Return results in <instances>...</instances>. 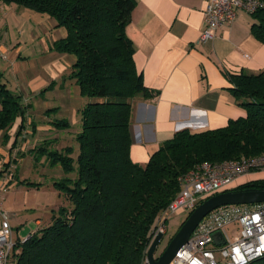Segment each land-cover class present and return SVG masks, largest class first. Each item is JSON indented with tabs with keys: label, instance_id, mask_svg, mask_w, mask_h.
I'll return each instance as SVG.
<instances>
[{
	"label": "trees",
	"instance_id": "1",
	"mask_svg": "<svg viewBox=\"0 0 264 264\" xmlns=\"http://www.w3.org/2000/svg\"><path fill=\"white\" fill-rule=\"evenodd\" d=\"M0 1L47 14L66 29V36L55 40L52 49L75 55L68 77L89 98L80 110L76 156L73 145L55 147L56 137L45 138L29 150L35 165L47 162L62 168L65 176L53 185L67 204L60 206L50 224L16 240L15 264H145L158 216L180 191L184 173L204 161L264 152L263 70L229 75L231 90L246 116L221 128L180 130L146 164L134 162L132 99L152 93L137 69L135 48L126 32L137 0ZM252 15L251 31L264 44V6ZM0 103V131H7L26 107L21 95L1 80ZM52 110L56 108L47 112ZM51 125L58 130L72 126L68 118H55ZM18 162L14 157L2 164L0 182ZM75 171L77 175L69 176ZM12 175L18 186L42 185L20 179L18 172ZM250 186L264 187V179L235 188ZM249 264H264V256Z\"/></svg>",
	"mask_w": 264,
	"mask_h": 264
},
{
	"label": "crops",
	"instance_id": "2",
	"mask_svg": "<svg viewBox=\"0 0 264 264\" xmlns=\"http://www.w3.org/2000/svg\"><path fill=\"white\" fill-rule=\"evenodd\" d=\"M206 2L137 0L126 32L135 48L137 69L152 93L132 99L130 154L136 163L146 164L180 130L221 128L247 114L231 90L229 75L263 71L264 44L252 33L254 17L244 9L239 10L235 21L220 27L214 39L200 42ZM20 7L0 1V80L21 95L26 107L24 115L18 116L7 131H0V155H11L15 148L25 153L20 159H26V172L30 164L35 166L34 158L30 149L24 150L26 143L20 142L56 129L51 125L54 115L65 118L78 92L73 79L64 75L75 55L52 49L55 40L66 36V29L51 16L42 24L31 23ZM68 82L74 86L67 89ZM56 100H60L59 105ZM24 120L26 126L22 128ZM15 141L17 146L12 148ZM6 160L8 157L0 161V167ZM14 166L20 179H28L27 175L21 178L24 172ZM244 178L237 179L234 188Z\"/></svg>",
	"mask_w": 264,
	"mask_h": 264
},
{
	"label": "built area",
	"instance_id": "3",
	"mask_svg": "<svg viewBox=\"0 0 264 264\" xmlns=\"http://www.w3.org/2000/svg\"><path fill=\"white\" fill-rule=\"evenodd\" d=\"M263 6V0H207L205 26L199 41L214 39L220 27L237 19L240 9L253 14ZM260 172L264 173V152L239 159L196 164L182 175L180 191L159 214L151 243L159 233L165 235L171 215L193 211L208 197L234 188L240 177H245L242 184L264 179ZM253 174H257L255 179L251 177ZM217 232L221 233L219 240L215 239ZM15 244L9 213L0 205V264H15ZM263 256L264 202L228 204L202 218L169 264H249Z\"/></svg>",
	"mask_w": 264,
	"mask_h": 264
},
{
	"label": "rangeland",
	"instance_id": "4",
	"mask_svg": "<svg viewBox=\"0 0 264 264\" xmlns=\"http://www.w3.org/2000/svg\"><path fill=\"white\" fill-rule=\"evenodd\" d=\"M5 5L19 7L17 4ZM20 10L24 11V17H30L29 19H31V23L42 24L44 19L50 17L47 14H42L29 8L20 7ZM52 35L54 36L55 34L53 33ZM70 71L71 67L66 70L64 75H68ZM60 79H62V77ZM73 82L77 88V98L74 97L75 99H73L69 104V110L64 115L65 118L70 120L72 124L71 129L59 131L52 128L45 131L43 134H39L37 137H34V135L26 137L25 140L20 142V145L26 143L24 148L25 151H28L37 144L41 143L44 138L55 135L54 137L57 138V142L54 144L55 147L62 148L66 145H73L76 150L74 155L76 156L78 154L79 145L76 140V134L81 128V113L79 111L80 108L86 104L89 98L81 96L79 86L76 84L75 80H73ZM74 84L72 82H68L67 89L69 85L72 87ZM59 102L60 100H56L54 103L59 105ZM57 117L62 118L59 113L54 115V118ZM17 148H19V145ZM18 152V149L15 148L11 155L9 153H6V155H0V161L7 157L8 159L18 157L19 162L17 166H19V172L22 173L24 172L23 168L26 159H20L21 157ZM29 157H31V155ZM7 161L8 160L5 162ZM32 166L30 164V170H26V172L21 174V178H26L25 176L27 175L29 180L40 182L42 184L40 187L16 185L15 176L12 175V173H17L14 164H12L10 168L11 171L9 170L10 172H8V174H6L0 182V205L3 210L9 213L13 228V237L15 240H23L33 232L37 231V229L50 224L53 215L59 211L60 206L67 204V202L63 200L58 188L53 185L55 180L61 179L65 176L62 168L59 166L50 167L47 162L35 165L33 168ZM58 167L60 172L57 170ZM75 175H77V171L72 172L69 176L74 177ZM259 175L264 176V173L260 172ZM189 214L190 212H180L177 215H171L169 217V220L166 223L167 232L155 252L156 256L163 252L169 241L179 230ZM37 221H39L38 224ZM145 264H148L146 259Z\"/></svg>",
	"mask_w": 264,
	"mask_h": 264
},
{
	"label": "water",
	"instance_id": "5",
	"mask_svg": "<svg viewBox=\"0 0 264 264\" xmlns=\"http://www.w3.org/2000/svg\"><path fill=\"white\" fill-rule=\"evenodd\" d=\"M258 202H264V187L250 186L246 188H232L208 197L190 212L159 256H156L155 252L164 234L159 233L154 238L147 251L148 264H169L179 250L187 243L202 218L214 209L228 204H252ZM220 236L221 233L217 232L215 239L219 240Z\"/></svg>",
	"mask_w": 264,
	"mask_h": 264
},
{
	"label": "flooded vegetation",
	"instance_id": "6",
	"mask_svg": "<svg viewBox=\"0 0 264 264\" xmlns=\"http://www.w3.org/2000/svg\"><path fill=\"white\" fill-rule=\"evenodd\" d=\"M159 255H160V254H159ZM159 255H158V256H159Z\"/></svg>",
	"mask_w": 264,
	"mask_h": 264
}]
</instances>
